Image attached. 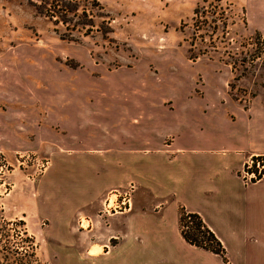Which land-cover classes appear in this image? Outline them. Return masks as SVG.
I'll list each match as a JSON object with an SVG mask.
<instances>
[{"label": "rangeland", "instance_id": "rangeland-1", "mask_svg": "<svg viewBox=\"0 0 264 264\" xmlns=\"http://www.w3.org/2000/svg\"><path fill=\"white\" fill-rule=\"evenodd\" d=\"M42 1L0 0V264L3 248L15 245L28 253L34 246V258L43 264H147L111 263L113 255L87 259L85 245L97 241L98 211L100 217L124 211L132 193L162 181L161 168L174 164L155 151L165 140L245 147L243 112L253 100L264 103V0H76L78 15L70 13L65 24L31 5ZM259 48L255 61L246 55L239 65L242 52ZM226 61H235L236 70ZM42 119L58 125L51 136L63 135L79 152L132 149L123 155L134 157L131 170L124 173L117 160L81 167L82 158H93L89 154L62 161L64 155L48 149L49 132L36 139ZM73 167L79 174L70 179L68 198L41 195L44 176L52 183ZM107 168L118 183L133 178L143 184L115 187L90 213L88 203L110 184ZM77 187L86 192L79 200ZM166 238L164 248L177 250Z\"/></svg>", "mask_w": 264, "mask_h": 264}, {"label": "crops", "instance_id": "crops-1", "mask_svg": "<svg viewBox=\"0 0 264 264\" xmlns=\"http://www.w3.org/2000/svg\"><path fill=\"white\" fill-rule=\"evenodd\" d=\"M230 102L235 104L232 100ZM243 113L246 119L245 147L174 146L165 140L155 151L163 154L162 159L170 160L174 164L167 169L161 168L162 181L158 178L153 180L155 182L153 189H149L146 184L143 194L134 196L132 193L128 209L100 217L99 207L100 203L104 204L106 192H111L117 186L126 185L127 182L135 181L136 188L143 184V181L133 178H127L126 183H118L114 180L111 168H107L105 177L110 184L99 191L96 199H93L94 202L88 203L93 204L89 209L90 213L96 209L99 211L97 241H90L85 245L87 259L113 255L114 260L111 263L129 260L145 261L147 264H264V179L245 184L238 175L248 155L264 153V103L253 100ZM230 116L232 117L228 114V118ZM68 122L70 127L73 126L70 118L67 124ZM35 127V134L38 137L36 139H47L48 136L46 137L44 133L49 132L50 144L53 146L50 147V144L46 143L49 145L48 149L52 153L59 152L64 155L62 158L59 156L62 161L65 160V156L89 154L93 155V158H87L90 160L88 163L86 158H82L81 167L100 164L103 160L110 161L106 165L108 166L113 160H117L119 167L124 168V173H127L126 169L131 170L130 159L134 157L123 156L132 152L130 148L113 145L104 150L87 148L79 152L80 148L70 146L71 142L69 145L63 142V135L51 136L53 130H58V125H45L42 119ZM65 131L68 133V130ZM240 137L236 135L238 141ZM56 146L59 147L58 150L54 148ZM101 154H104V158L100 156ZM135 172L138 173L137 170ZM78 174L76 168L73 167L71 172L69 168L68 172L59 173L58 181L52 183L46 182L47 175L44 176L40 186L41 195L49 193L54 196L52 199L56 202L65 200L71 195L70 179L77 178ZM166 184L169 187H166ZM80 190L81 188H76V191ZM79 194L80 196L76 195L78 200L82 195L84 198L85 189ZM59 205L63 206L56 203L54 207L57 208ZM183 209L197 213L201 217L222 243L224 256L197 249L180 237V215ZM89 210H86L88 214ZM160 233L165 236L160 237ZM166 236L172 246L178 247L177 250L164 248L169 242ZM94 246L100 249L97 253L90 252ZM117 254L120 258H116Z\"/></svg>", "mask_w": 264, "mask_h": 264}, {"label": "trees", "instance_id": "trees-1", "mask_svg": "<svg viewBox=\"0 0 264 264\" xmlns=\"http://www.w3.org/2000/svg\"><path fill=\"white\" fill-rule=\"evenodd\" d=\"M43 2V4H42ZM40 4H35V2H32L31 5L33 8L41 15H44L51 20L53 19L54 23H67L71 20L70 13L73 15L77 14V4L76 0H45L42 1ZM57 17V20L55 18ZM55 18V20H54ZM85 23L84 20L81 22L76 23V26L81 25ZM77 30V28H70ZM254 35L257 37H261V34L258 31L254 32ZM62 38L71 39V36H61ZM264 46V44H260ZM263 48H259L258 52H254V54L250 53L248 54L249 49L246 52H242L244 55L241 59L242 63L239 64L240 66L244 65L243 62L246 60V55H249L250 60L253 62L256 58L260 56V51ZM256 50V49H255ZM231 57V56H230ZM227 62V61H226ZM236 70V62H227ZM244 71L247 70V68L243 69ZM183 211L180 215V227H181V233L184 236V238L191 244L201 247L207 250H210L214 253L219 254L220 256H224V248L221 244V242L218 240V238L215 236V234L205 225L201 217L194 212H189L191 225L188 227V229L184 230L182 228V222L183 217H185L183 214ZM17 223L23 225V220H19ZM26 239H28L30 242H33L32 236H28ZM31 245V244H30ZM34 246L31 245L30 249L31 251L28 253L27 249H21V251L18 250V246H14L12 248L11 246H7L6 249L3 248V263L1 264H43L40 263L39 260H37L35 257L34 252Z\"/></svg>", "mask_w": 264, "mask_h": 264}, {"label": "built area", "instance_id": "built-area-1", "mask_svg": "<svg viewBox=\"0 0 264 264\" xmlns=\"http://www.w3.org/2000/svg\"><path fill=\"white\" fill-rule=\"evenodd\" d=\"M238 172L239 177L245 184L264 179V153L250 154L248 158L242 163V166ZM182 214L185 217H183L181 226L184 230H186L192 222L190 220L188 211H183Z\"/></svg>", "mask_w": 264, "mask_h": 264}, {"label": "bare ground", "instance_id": "bare-ground-1", "mask_svg": "<svg viewBox=\"0 0 264 264\" xmlns=\"http://www.w3.org/2000/svg\"><path fill=\"white\" fill-rule=\"evenodd\" d=\"M82 226V225H81Z\"/></svg>", "mask_w": 264, "mask_h": 264}]
</instances>
